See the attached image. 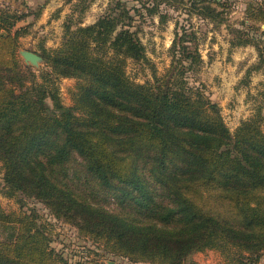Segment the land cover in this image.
Here are the masks:
<instances>
[{"label": "trees", "instance_id": "1", "mask_svg": "<svg viewBox=\"0 0 264 264\" xmlns=\"http://www.w3.org/2000/svg\"><path fill=\"white\" fill-rule=\"evenodd\" d=\"M188 2L201 19L226 25L231 47L254 46L264 63L257 26L264 0L247 7L249 29L227 25L220 0ZM145 8L155 13L159 4ZM138 12L116 0L94 24H66L62 44L39 54L48 69L36 74L19 56V40L34 25L19 24L34 13L0 7L6 194L39 201L106 255L132 264H198L194 254L220 245L235 248L239 264H256L264 256L262 120L232 132L204 85L190 84L189 74L205 64L187 45L194 33L176 31L171 65L157 75L133 30ZM129 62L149 67L153 80L131 79ZM60 79L76 81L70 106L61 101ZM0 223L8 229L0 264H69L50 248L36 215L2 212Z\"/></svg>", "mask_w": 264, "mask_h": 264}, {"label": "rangeland", "instance_id": "2", "mask_svg": "<svg viewBox=\"0 0 264 264\" xmlns=\"http://www.w3.org/2000/svg\"><path fill=\"white\" fill-rule=\"evenodd\" d=\"M115 1L94 0L87 7L85 5L88 2L78 0L70 3L67 0L50 1L47 16L35 18L36 25L32 26V32L30 30L29 35L20 38L19 52L28 50L40 54L43 49L58 48L62 44L66 24H72L73 29L78 23L81 26L94 24ZM124 1L139 11L136 13L133 30L138 32L157 75H163L171 65V48L176 31L181 33L184 29L194 33L193 40L187 42V45L197 46L205 64L197 73L189 74L190 84L197 87L204 85L206 95L219 105L223 120L232 132L252 118H261V128L264 131V63H260L259 53L254 46L231 47L232 35L226 25L217 27L211 21L201 19L195 11L189 9V0H184L186 6L174 0ZM220 1L226 5L224 11L227 25L235 29H249L243 24L247 20L246 10L249 4L257 0ZM46 2L47 0H40L37 5ZM155 4H159V9L150 14L145 7L152 9ZM163 15L167 17L164 24L160 18ZM33 20L26 18L23 23L27 25ZM257 26L261 28L258 34H261L264 25ZM47 69L44 63L38 69L33 68L36 74ZM127 73L137 83L153 80V72L149 67L133 62H129ZM75 85L74 79H60L57 82L61 101L66 106L72 105L71 92ZM6 192L0 164V215L2 212L17 217L24 214L36 215L39 225L51 239L50 248L67 263L132 264L123 258L106 255L104 248L80 235L73 225L56 219L39 201L22 195L9 197ZM19 197L23 199V204ZM7 234L8 229L0 223V239L7 237ZM237 257L235 248L220 245L196 253L192 258L198 264H239ZM256 264H264V256Z\"/></svg>", "mask_w": 264, "mask_h": 264}, {"label": "crops", "instance_id": "3", "mask_svg": "<svg viewBox=\"0 0 264 264\" xmlns=\"http://www.w3.org/2000/svg\"><path fill=\"white\" fill-rule=\"evenodd\" d=\"M38 1L40 0H0V7H10L11 9H14V10L16 9V10L25 11V12L31 11V13H34V14H32L30 18H33L34 20L29 21V23L32 22L35 26L36 25V20H35L36 14L35 13L38 10L40 11V14L38 16L39 19L46 17L48 13L47 10L50 6L49 3L52 0H49V2L47 0V2L42 5H37ZM22 23L19 24V26L26 25V23H23V24Z\"/></svg>", "mask_w": 264, "mask_h": 264}, {"label": "water", "instance_id": "4", "mask_svg": "<svg viewBox=\"0 0 264 264\" xmlns=\"http://www.w3.org/2000/svg\"><path fill=\"white\" fill-rule=\"evenodd\" d=\"M24 64L31 68H39L42 63L45 64L43 57L35 52L22 50L19 52Z\"/></svg>", "mask_w": 264, "mask_h": 264}]
</instances>
